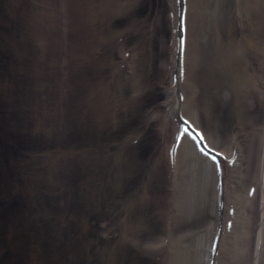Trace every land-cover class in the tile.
<instances>
[{"label":"rangeland","instance_id":"374dc122","mask_svg":"<svg viewBox=\"0 0 264 264\" xmlns=\"http://www.w3.org/2000/svg\"><path fill=\"white\" fill-rule=\"evenodd\" d=\"M44 1L0 0V20L4 18L3 24L0 23V218L5 224L4 231L0 227V264H125V242L127 245L128 242L134 245L141 241V245H144L154 242L159 236L164 240L160 248L149 250L146 257L138 258L145 263L155 260L156 264H170L167 245L175 247L174 250L181 254L192 242L189 236L184 238L185 240L180 239V236L189 229L192 232L201 230L207 233L205 229L208 225L207 220L201 219L198 213L194 214L195 219L202 220L196 222L198 225L188 227L185 224L188 214L186 211L191 210L195 199L190 203L180 201L181 204H175V209H181L176 212L167 209L166 201L170 200L171 195L186 200L182 194L178 195L177 189L180 186L181 191L187 194V184L191 182L174 173L172 168L167 169L169 166L164 158V140L171 138V128L168 126L167 133L162 134L160 124L165 112L162 102H153L146 107L142 116L138 115L141 128L136 127L138 121L134 126L130 119L135 101L139 100L140 94L147 88L154 97L157 89L166 92L172 85L169 77V63L172 61L170 50L161 46L162 41L166 46L168 43L171 45L167 27L172 25L168 21L166 24L163 18L167 17V12L161 8L165 0H132L135 6L126 5L127 0ZM222 2L215 1V17L209 13L203 19L198 17L194 20L198 26L196 33L200 43L204 39L210 44L207 47L209 49H205L202 55L198 52V64L194 61L197 52L193 50L194 33L189 34L190 71L196 69L195 77L191 78L198 82L202 94L207 89L223 87L221 81H218L220 79L223 80L221 83L228 86L225 76L221 77V73L218 77L209 75L216 70L215 67L222 69L227 63V58L224 57L218 60V64L211 63L212 60L215 61L211 59V54H217V40L222 37L228 40L222 45L224 49L233 47L237 50L238 44L243 49L244 43L237 37V31L246 30L249 22L264 21V8L253 7L249 0H240L243 10H239L238 15H231L227 10L236 6H225L228 0ZM245 2H249L251 7ZM259 2L264 4V0ZM122 3L123 7H120ZM199 3L201 0H198L197 4ZM165 4L167 8V3ZM28 5L33 7L25 13V6ZM235 10L237 14L238 10ZM102 15L104 16L100 19ZM7 16L10 18L8 24ZM209 16L214 17L215 22L209 19ZM228 17H232L233 27L228 35L219 30L210 32L206 29V21L210 20L209 26L215 23L225 24ZM161 19L163 20L159 31L154 33V24H159L158 20ZM197 26L193 28L196 29ZM148 30L150 35H147ZM135 37L141 42L135 40ZM151 40H154L156 46L149 48L146 45ZM158 47L162 54L159 59L156 55ZM257 50L256 55L264 49L260 46ZM133 52L143 53L147 74L140 70L141 63L138 58L142 54ZM220 52L219 54H223L222 49ZM164 56L170 61H163ZM240 56L243 57V54L236 52L230 55L227 61H232L236 67ZM247 57L249 58L248 53ZM250 59L255 61V56H250ZM127 63L131 66L126 65ZM240 66L238 62L239 69H235L237 74L241 72ZM241 75L245 78H239L240 80L245 79L246 83L252 84V77L243 71ZM261 77L264 81V68ZM134 81L136 82L133 83ZM35 84L39 86L38 89L34 87ZM183 91L184 95L190 93L186 88H183ZM102 99L106 100L105 103H102ZM115 104L120 107L123 119L120 121L126 128H123L120 134L116 133L115 140L106 141L107 145L104 142L98 143L92 138L93 132H100L105 123L108 126L110 119H107L105 114ZM60 105L72 106L67 107L68 115L63 114L64 110L60 109ZM254 108L257 111L252 119L248 118L244 111H238L244 117L243 124H240L236 114L232 113L235 122L229 126V132H235L239 137L240 153L243 158L249 159V163L241 160L245 163L244 181H233L232 175L229 179L232 185L226 183L228 198L248 187L256 188L255 194L248 195L247 199L245 196H239L237 204L228 200L229 206L234 209L232 220H240L246 227L251 226V232L248 231V241L241 229L236 227L230 234L231 241L222 242L221 255L217 259L221 264H264L263 255L259 258L261 263L253 253L251 255V252L257 250L256 242L261 244L260 239L264 242V218L263 222L260 218L262 213L264 216V209L263 203L259 201L262 142L255 133L249 132L264 124V121L260 123L263 118L259 119L260 113H264V103H257ZM200 117L202 126L213 124L203 112ZM139 131L143 133V139L137 136ZM221 135L222 141H226L227 134L221 132ZM139 138L142 141L138 145V155L144 161L141 166L143 170L140 171L142 178L133 172L137 168H134V163L129 164V157L134 156L133 146ZM153 162L159 164L157 175L164 173L167 178L169 173L171 179L172 176L176 177L174 183L168 182L165 198L163 197L166 204L160 203L165 211L161 213V217L157 214L158 211L155 212L146 206V201L153 200V193L151 186L145 187L143 181H149L148 178L153 175L151 178L156 179L151 168L155 164H152ZM80 168L87 169L94 181L106 186L105 195L99 200L94 196L96 200L93 202L90 191L77 192L75 173ZM82 179L83 183L80 181V185L83 189L87 179H84V176ZM151 184V181L147 183ZM192 185L195 187V193V190L201 187V182L198 180ZM96 205L106 211V217H115L112 228H123L121 231H127L122 233L124 236L119 233V236L114 238L110 232L107 236L100 232V227L104 224L94 222L96 219L87 216L89 207ZM195 211H198V207L194 204L193 212ZM173 213L175 218L170 217ZM10 217L13 220H10ZM156 220L163 221V225H159L161 222H155ZM77 223L81 230L84 228L83 231L88 233L89 238L94 235L95 238L84 239L83 236H78V244L68 245L65 236L72 232L71 227ZM15 229L18 234H14ZM134 230L142 235L137 243H134L135 239L130 235ZM47 232L52 240H57V255L51 251L50 236ZM33 237H36V240L31 243L34 241L31 240ZM239 241L245 242L242 247ZM247 249L250 252L245 253L244 257L241 256ZM74 251L76 252L73 253ZM106 258L107 260H104ZM174 262L176 264L175 260ZM129 264L136 262L131 261Z\"/></svg>","mask_w":264,"mask_h":264},{"label":"bare ground","instance_id":"6f19581e","mask_svg":"<svg viewBox=\"0 0 264 264\" xmlns=\"http://www.w3.org/2000/svg\"><path fill=\"white\" fill-rule=\"evenodd\" d=\"M215 1L216 0L209 2V0H201V3L197 4L198 0L197 1L195 0H165L161 4L162 11L166 10L167 12V17L163 19L166 20V24H168L167 23L168 21L172 25V26L167 27V30L170 33V37L168 39L171 40V45L168 43L169 45L167 44L166 46L165 42L163 43V41L161 44L163 48L170 50V54H171L170 60L172 61L167 59L166 56H164L163 61L164 60L167 62L170 61L169 64H171V67H170L171 74L169 75V77L171 79L170 84L172 85L170 86L169 89H167L166 92H161L159 89H157L158 92H156V95L154 97L151 95V92H149L150 89L148 90L147 88L145 92L140 94L139 100H137V102L135 101L136 104L138 105V109L136 110L137 111L136 118L133 122H134V126L137 123V121L139 122L136 125L137 128H141V126H139L141 123L139 121L138 115L141 114L140 116H142L143 112L146 111L147 102L149 103V105L152 104L153 102H162V104L164 105V111H165L162 116V120H161L162 123L160 124L161 131L163 132L162 134L165 135L167 133L168 126L171 128L170 130L171 138L164 140L165 141L164 142V145H165L164 147L165 157L164 158L166 159L167 165L169 166L167 167V169L172 168V171L174 173L179 174L180 177L191 182V183L188 182L187 184V187H188L187 194H184V192L181 191L182 187L177 185L179 186L177 189L178 195L182 194V197L185 198L186 200L180 199L177 195L176 197L174 196L175 198L171 195L169 196L170 200L166 201L167 209H169L170 211L173 210L174 212H176L177 210H181V209H177V208L175 209V206H174L175 204H181L182 202L180 201H187L190 203L191 200L195 199L196 202H194V204L195 206L198 207V211L193 212L194 204L192 205L191 210L187 209L186 212L188 213L187 214L188 220L187 218L185 219L186 220L185 224H187L188 227H191L192 225H195V226L198 225L196 224L197 221L198 222L202 221L200 219H195L194 217L195 213H198L201 219L203 218L207 220L208 226L205 229L207 230V233L201 232V230L192 232L189 229L187 233L182 234L180 236V239H183V240H185L184 238H187V236H189L190 241L192 242L191 245L187 243L189 249L188 248L185 249L186 250L185 252L180 254L179 252H176V250H174L175 247L173 248L171 245H167L168 246L167 251L170 252L169 253L170 254L169 259H171L169 261L170 264H174L175 263L174 260L176 261V264H221L220 261L217 259L219 255H221L220 253H221L222 246H223L222 242L225 240L231 241L230 234L236 229V227L237 229L239 228V230L241 229L242 233L244 234V237L248 238L247 239L248 241H249V236H250L248 234V231L251 232V226L246 227V224L243 226L244 223L242 221L232 220L231 215L229 214L231 207L227 206L228 200L229 201L232 200V202L237 204L238 202L237 199L239 198V196H242V197L245 196V199H247L248 195L250 196L251 194H255L256 192V188L253 190L252 187L247 186L248 188L243 189V191L240 190L236 192V194L228 198V194H227L228 187L226 186V183L228 185L230 184L232 185V183H230L229 181L232 175H234L233 181H239V180L244 181V178H245V172H244L245 163L244 162H246V164L249 163V159L247 160L246 158H243L242 154L240 153L241 147L239 145V137L235 134V132H229V126L233 122H235L234 120L235 117L237 118V121H239L240 124L241 122L242 124L244 123V117H242L241 113L238 112L239 110L244 111L247 117L252 119V117H255V113L257 111L254 107L257 106V103L258 105L259 103L260 105L264 103L263 101L264 100V81H262L263 78L261 77V74L264 68V50L256 55V52L258 51L257 50L258 47L262 46V48L264 49V21L263 22H254V21L249 22L247 24L246 30L240 29L239 32L237 31V37H239L240 40L242 39V42L244 43L243 49L240 47L239 44H238L237 50L233 47L230 48L227 46H226L227 48L224 49L223 48L224 46L222 45L228 40L225 39V37H222V39L217 40V42L215 43L217 45L215 53L217 54L216 55L211 54V59L215 60V61L212 60L211 63L214 65L218 64V60H220L222 57L227 58V60H229L228 58L230 57V55L237 52V54H243V57L241 56L238 57L239 61H237L236 63L237 64L236 67H238V62H240L241 72L237 74V72H235V69H237L234 65L235 63H233L232 61L228 62L226 60L227 63L224 65L222 69L215 67L216 70H214V72L209 73V75L211 77H215V75L218 77V74L221 73V77L225 76L224 79H225V82H227L228 86H226L225 83H221L223 80L220 79L218 81H221L220 84H222L223 87L219 86V88H217L216 86L214 89H210V90L207 89L204 92V94H202V91H201V88L198 82L195 79L191 78V76L195 77L196 69H192L190 71L191 69L189 65L190 63V56H189L190 55L189 54L190 43L188 39H189V34L193 32L194 38H195V42L193 44V50H197L194 56L195 57L194 61H197V64H198V62L200 61L199 58H197L198 52L202 55L205 49H209L207 47L210 44L208 41L205 42L204 39L202 40V43H200L201 40L198 37V33H196L198 31L197 30L198 26L196 25L194 20L197 19L198 17L199 19L200 18L203 19L205 15L207 16L209 13L213 14V16L215 17V14L217 13L216 11L217 5L215 6ZM220 1L222 2V0ZM249 1L251 2V5H253V7L257 9L264 8V4H261L259 0H249ZM42 2H45V1L42 0ZM165 3H167V8H165L166 7ZM28 4L30 3L28 2ZM34 4L35 5L37 4L36 1L34 2ZM245 4L251 7L249 2H245ZM126 5L135 6V3H133L132 0L131 1L127 0ZM31 6L30 5L25 6L26 9L24 12L26 13L29 10H31ZM198 6H200V8ZM225 6H236L235 8L238 10L237 14H236V10L234 7L227 9L228 13H230L231 15L233 13H235V15H238V13H240L243 10L242 9L243 6L240 0H232V1L228 0ZM120 7H123V3L120 5ZM103 16L104 15H102L100 19ZM7 17H8V21L6 23L8 24L10 23L9 22L10 18L9 16ZM214 17L209 16V19L211 18L212 21H214ZM3 19L4 18L2 17L0 20L1 24H3L4 22ZM163 19L158 20L159 24H157V22L156 24H154V27L156 30L154 31V33L159 31V27ZM225 19L226 17L224 18V20ZM254 20H256V18H254ZM210 23H211L210 20L206 21V24H207L206 29H208V31L210 32L219 30L221 33L223 34L226 33L228 35V33L232 31L231 29L233 28L231 24L232 17H228L227 23L225 21V24L215 23L209 26ZM193 25L197 26L196 29L193 28L194 27ZM147 35H150L149 30H148ZM134 36H136V34H134ZM135 38H136L135 40L141 42L139 38L137 37ZM152 39H154V37ZM159 43L160 42L158 41V44ZM228 44L229 43H226V45ZM146 46L151 48V47H155L156 44L154 43V40L153 41L151 40L148 42V45ZM159 47L157 48L158 52H156L158 59L160 58V56H162L159 50L160 49ZM221 49L223 51V54H219L221 53L220 52ZM133 53H136V52H133ZM133 53H132V57H133ZM247 53L249 55V58L247 57ZM136 54H142V56L138 58V62L140 61L141 63L140 70L143 72V74L144 73L147 74L148 72L145 71L147 69L145 68V65H144L145 64L144 59L142 58L143 53L137 52ZM250 56H253V57L255 56V61H252L250 59ZM135 60L137 61V59ZM135 60L133 61L135 62ZM202 61L203 60L201 59V64H202ZM243 62H245V64H243ZM129 63H127L126 65L131 66ZM194 63L196 64V62ZM246 64H249V66ZM242 71L247 76L252 77L251 79L252 84L246 83L245 79H241V80L239 79V78H245L243 77V75H241ZM111 78L112 77H110V79ZM111 81H110V84H111ZM135 82L136 81H134L133 83ZM34 87L36 89L39 88V86L36 84L34 85ZM183 88H186L187 91L190 92L189 95H184ZM105 101H106L105 99H102V103H105ZM67 107L71 108L72 106L60 105V109L64 110L63 114L65 115H68ZM251 107L254 108L255 110L254 109L252 110ZM133 109H136V108L134 107ZM56 111L62 114L60 110L56 109ZM107 112L108 113H106L105 116L107 119H110V122L107 123L108 126H106V123H105V125L101 127L100 132L98 131V133L96 134V132L94 131L92 135V138H95L98 141V143L104 142L105 145H107L106 141H111L110 139L115 140L114 136L116 135V133L120 134V131L122 132L123 131L122 129L126 128L124 126V123L120 121V120H123L121 111L115 105L113 108L111 107V110H108ZM200 112L201 114L203 112V115H205L211 121L210 123H212L213 121V124H208V127L202 126L200 124L201 123L200 122V118H201ZM232 113H235L236 116L233 117ZM156 118H157V115H156ZM261 118L263 119L260 123L264 121L263 112L260 113L259 119ZM182 130H184L183 131L184 133L182 132ZM92 131L90 132V134L92 133ZM221 132H224L227 134L226 141H222ZM249 132L255 133L256 137H258V139L262 142L261 144L262 153H261V159L259 162V165H260L259 170H260V177H261V190H260L261 199L259 201L263 203L262 208L264 209V124L258 126L257 129L253 128L249 130ZM137 136H140L142 138L143 133L139 131ZM84 144H86V142H84ZM107 150H110V149H107ZM129 159L131 160V161L129 160L130 161L129 164L134 163L133 164L135 166L134 168L137 167L136 170L133 172L138 177L142 178V172L140 173V171L143 170L141 169V166L144 161L140 157H135L133 155H131ZM242 159L244 161L243 163L241 161ZM135 162L137 163L136 165H135ZM156 163L157 162L152 163L154 164V166L152 164H149V165H152L151 168L153 169V173L155 174L156 179L151 178L154 176L153 175L148 178L149 179L148 181V180H145L143 176L145 181L143 180L142 181L145 184V187L151 186L150 189L153 193L151 195L153 197V200L151 199L150 201H146V206L150 207L155 212L158 211L157 214H159L161 217L162 215L161 213L165 211L162 210L160 203L161 205H163L162 203H165L163 197L165 198L164 193H166V190L168 188L167 187L168 182L172 181V183H174L176 177L174 178V176H172V179H171V176L169 175V173H167V178H165L164 173H162L161 176L157 175L158 173L156 169L158 168L157 166L159 164L156 165ZM147 165L145 167H147ZM75 175L78 178H82L84 176V179L85 178L87 179L86 181L87 184L83 187L81 191L82 192L90 191V193H92L91 200H93V202L94 200H96L94 196H96L97 199L99 200L101 196L103 197L105 195L104 193H105L106 186H104L101 183H98L96 180L94 181V177L92 176L91 173H89L87 169L80 168V170L76 171ZM198 180H200L201 182V187L199 189H196L194 193L195 187H193L194 185H192V183L195 184V182ZM150 181L152 184L147 185V183ZM160 182H162V184H160ZM55 186H57V184ZM49 188H51V186ZM117 193H118V188L115 190V196L118 195ZM246 193L248 194L246 195ZM196 197H199V198H196ZM98 206L99 205H96L95 207L90 206L87 216H89L90 219H96L94 220V222L96 221L98 223L99 221L101 225L104 224L103 227H100V232L104 233L106 236H107V233L110 232L111 234H113L114 238L116 236H119V233L122 234L124 232H127V231H121L123 228H118V229L112 228L114 227L113 220L115 217L114 216L109 217V218L108 216L106 217V211L102 210L101 206L99 207ZM99 210H102V211H99ZM199 216H197V218ZM170 217L175 218L176 216L174 217V213H173V215H171ZM10 218H11L10 220H13L12 217ZM260 218H261V222H263V218H264L263 213L261 214ZM0 220H1L0 227L4 231L5 224L1 218ZM155 222H161V220L160 221L156 220ZM162 223L163 221L158 224L163 225ZM132 227L130 228L132 229ZM83 229L84 228H82L81 230L80 227L77 226L75 228H72L71 233L69 232V234H66L67 236H65V238H66L68 245H70L71 243L78 244V242L80 241L78 240L80 236H83L84 239H86V237L88 239L95 238V235L89 238L88 233L84 232ZM15 233L18 234L17 229H15L14 234ZM47 235L50 236V233L47 232ZM130 235L131 237H134L135 239L133 240L135 241L134 243H137L136 241H138L139 238L142 237L140 236L141 234L139 232L135 234L133 233L134 236H132L130 232ZM159 237L160 238H156L154 242L151 241L144 245H141L142 243L141 241L140 242L138 241L139 244H134V245L130 244V242H128V245H127V242H125L124 248L127 254V259H125V264H129L131 261L132 262L135 261L136 264L138 263L137 261H139L138 264H141V263L156 264L155 260H153L155 263L152 262L151 260L149 262L147 261L148 263H145L139 260L138 257L145 256L146 254H148L147 252H149V250L152 251L156 247L160 248V245H162L163 238L162 236H159ZM31 240H34L31 243L35 242L36 237H33ZM49 240L51 243V251L54 253V255H57V248H56L57 240L56 239L52 240L51 236ZM260 240L262 243L260 244L259 241L256 242L257 250L255 252H251V255L253 253V256L256 257L257 261L261 263V259L259 258H260V255L264 256V242L262 241V239ZM243 243L245 242L239 241V245L241 247ZM93 247H94V243H93ZM211 248L214 250V254L218 255L217 258L211 253L212 251ZM75 252L76 251H74L73 253ZM248 252L250 251L247 249V251L244 252L243 255L241 254V256L244 257L245 253H248ZM262 259L264 260V258ZM67 260L69 261V257L67 258ZM76 260L78 261V259ZM104 260H107V258Z\"/></svg>","mask_w":264,"mask_h":264}]
</instances>
